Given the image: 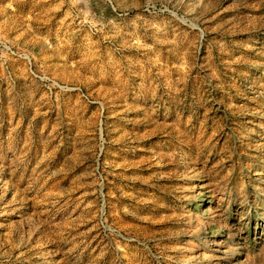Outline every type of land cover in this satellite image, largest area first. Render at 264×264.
I'll return each instance as SVG.
<instances>
[{"label":"rangeland","instance_id":"374dc122","mask_svg":"<svg viewBox=\"0 0 264 264\" xmlns=\"http://www.w3.org/2000/svg\"><path fill=\"white\" fill-rule=\"evenodd\" d=\"M0 264H264V0H0Z\"/></svg>","mask_w":264,"mask_h":264}]
</instances>
